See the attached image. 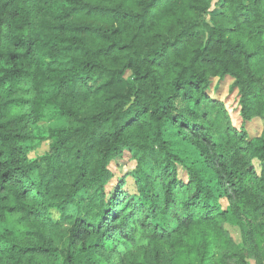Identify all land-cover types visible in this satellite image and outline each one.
<instances>
[{
	"label": "clouds",
	"instance_id": "clouds-1",
	"mask_svg": "<svg viewBox=\"0 0 264 264\" xmlns=\"http://www.w3.org/2000/svg\"><path fill=\"white\" fill-rule=\"evenodd\" d=\"M262 164L264 0H0V264H264Z\"/></svg>",
	"mask_w": 264,
	"mask_h": 264
},
{
	"label": "trees",
	"instance_id": "trees-1",
	"mask_svg": "<svg viewBox=\"0 0 264 264\" xmlns=\"http://www.w3.org/2000/svg\"><path fill=\"white\" fill-rule=\"evenodd\" d=\"M219 42H220L219 39L216 38V37H210L209 38V46L210 47L217 46L219 44ZM207 87H209V89H210L211 85L209 84V85H207ZM246 119L249 122V121H251L253 119H256V117H254V116H248ZM123 152H124V150L121 149V148L115 149L113 151V153H112V157H111L109 163L111 161H113L114 159L119 158L123 154ZM260 167H261L262 170H264V164L260 165ZM249 170L250 171L253 170V166L252 165H249ZM4 176H5V178H7V173H5ZM124 181H125L124 178H121L119 180V182L116 184V187L114 189V197H116V198H122V196L124 195V190H123V187H122L124 185Z\"/></svg>",
	"mask_w": 264,
	"mask_h": 264
},
{
	"label": "rangeland",
	"instance_id": "rangeland-1",
	"mask_svg": "<svg viewBox=\"0 0 264 264\" xmlns=\"http://www.w3.org/2000/svg\"><path fill=\"white\" fill-rule=\"evenodd\" d=\"M210 89H211V87H210ZM216 91L218 92L219 91V87H217V89H216ZM227 94V90H225V93L223 94V95H221V99H223L224 98V95H226ZM231 103V101H229V104ZM225 107L227 108L228 107V105H225ZM231 109H229V113H231ZM239 116V113L237 114V117ZM237 117H232V120H233V123H238L239 121H238V119H237ZM255 119H253V120H251V121H249L248 122V124L249 125H251L252 124V122L254 121ZM124 158H125V154H124V152H123V154L119 157V158H116V159H114L113 161H111L110 162V164L111 165H114V164H116L117 162H122L123 160H124ZM121 178H124L123 176H121ZM120 178V179H121ZM119 179V180H120ZM119 180L117 181V183L119 182ZM116 183V184H117ZM124 183H125V181H124ZM124 190V189H123Z\"/></svg>",
	"mask_w": 264,
	"mask_h": 264
}]
</instances>
